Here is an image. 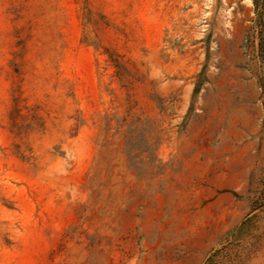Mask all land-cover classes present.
<instances>
[{"label":"rangeland","instance_id":"rangeland-1","mask_svg":"<svg viewBox=\"0 0 264 264\" xmlns=\"http://www.w3.org/2000/svg\"><path fill=\"white\" fill-rule=\"evenodd\" d=\"M0 264H264V0H0Z\"/></svg>","mask_w":264,"mask_h":264}]
</instances>
